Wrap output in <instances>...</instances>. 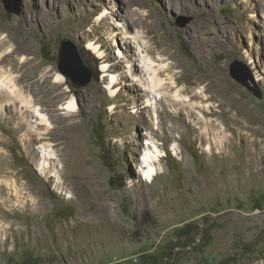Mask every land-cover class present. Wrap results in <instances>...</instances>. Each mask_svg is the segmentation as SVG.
Returning a JSON list of instances; mask_svg holds the SVG:
<instances>
[{
  "label": "rangeland",
  "instance_id": "1",
  "mask_svg": "<svg viewBox=\"0 0 264 264\" xmlns=\"http://www.w3.org/2000/svg\"><path fill=\"white\" fill-rule=\"evenodd\" d=\"M21 1L17 15L0 0V41L29 51L0 60V74L54 129L0 90V264H264V0ZM65 41L93 71L85 87L59 70ZM145 44L167 65L155 90L135 71ZM232 64L263 99L232 77ZM104 69L120 79L117 96ZM216 77L223 91L207 87ZM74 97L66 120L61 108ZM149 149L167 154L153 183L142 172Z\"/></svg>",
  "mask_w": 264,
  "mask_h": 264
},
{
  "label": "bare ground",
  "instance_id": "2",
  "mask_svg": "<svg viewBox=\"0 0 264 264\" xmlns=\"http://www.w3.org/2000/svg\"><path fill=\"white\" fill-rule=\"evenodd\" d=\"M194 1H196V0H194ZM53 8H54V6H53ZM251 18L253 20H255L256 22L259 21L257 15L255 13H252L251 14ZM117 26H120V25H117ZM137 38H138V36H137ZM138 41H139V39H136L135 43L138 44ZM9 42L10 41L7 40V37L6 36H4L3 38H1V41H0V52L2 51V55L0 57L1 62H9V61H11V62L15 63V62H17L16 61V57H17L18 54H20L22 52L29 51V49L27 47H25L24 49H22V48L12 49V48H10L8 46L7 49H5V47L9 44ZM133 43L134 42H132V44ZM87 47L90 50H92L93 52H95V53H99L101 51L100 45H97L94 41H89ZM140 47L143 48V50L140 51L141 53L139 54V57H141V60L140 59H136V61H138L140 63H143L144 65L143 66H138V68L136 66V70L135 71H137V70L138 71H141L142 73H146V75H147V73L150 74L151 75V77H150L151 78L150 84H151V87L154 90L156 88H158V87L159 88L162 87L163 85L165 86V84H166L165 83V79L161 78L162 77L161 74L164 72V70L166 69L167 65H164V64H160L159 63V67H157L158 65H155L156 64V61L152 57H149V54H151V52H153V48L150 45H148V44H145L143 46L142 45L141 46L139 45V47H138L139 50H141ZM202 51H203V53H206L208 51L207 45H205V44L202 45ZM138 53H139V51H138ZM142 53H143V56H144L145 53H148V55H145V58H144L141 55ZM21 63H20L22 65L21 68H24V67L29 68L30 67V62L27 61V59L24 56L22 57ZM173 68L174 67L172 65H170L167 68V71H172ZM26 72H28V71H26ZM28 73H26L25 75H29ZM104 73H105V77H108L109 78L108 90L110 91V95L112 97L117 96L118 95V89L117 88H118V85L120 83L119 77L115 73H113V72H111L109 70H106V69H104ZM212 76L213 75L210 74V72L205 73L204 75L201 74V76H198L197 78L194 79L193 84L194 85H199V84H201V83H203V82H205L207 80H210V78H212ZM21 80L24 81V79L22 77H21ZM48 80H49L48 77H44V82L42 81V83L44 85L45 84H48L49 83ZM65 80L66 79H65V77L62 74H58V76L56 77V82H65ZM170 80L174 81V77L173 78H170ZM136 81L139 82V79H136ZM175 82L177 83V81H175ZM36 84H38V82ZM18 85H17L16 81H14L11 77L9 78V77L5 76L4 73L0 74V90H4V89L5 90H9L11 96L13 97V101H11V103H9V104L13 105V104H16L14 102H17V103L20 102V104L22 105V107H24V108L26 107L27 108V112L29 114H31L30 115L31 117L37 118L36 123L38 125H40V126H44L45 127V130H47V133L49 132L48 130L54 129V127L52 126V124H51V122L49 120V117H47L43 113V111L34 103V101L31 99L30 96L28 98H26L25 96H23V94L21 93L20 88H19ZM210 86H218L222 90V88H223V80H222V78L216 77L214 80H212L207 85V87H210ZM185 91L186 92L194 93L193 98H203L204 97L203 96V92L195 93L193 88L192 89H190V88L189 89H186ZM165 99L168 100L169 98L161 97V100L162 101L165 100ZM177 99H178V97L176 95V99H173V100H170V101L173 104H175V103L178 102ZM180 103H182V102H180ZM148 106H153V104H148ZM77 108H78V103H77V100H75V97H74L68 103H66L64 106H62L61 109L67 111L65 113V115L66 114L68 115L69 113L76 112L77 111ZM194 110H195V107L192 105L191 108L188 109V114L189 115L194 114ZM30 116L29 115L26 116V123H29L28 118ZM65 119L66 120L67 119H70V115L66 116ZM71 126H74V124L71 125ZM216 128L218 129L219 134H223V132L221 131V128L219 126H216ZM56 129H58V128H56ZM222 140L223 139H221L220 144H222ZM149 147L151 148L152 146H149ZM40 150H41L40 153H41L42 158H43V161L41 163V166H42L43 169L48 168L49 167V163H50V162H48V160L51 159L52 157L54 158V156H53L54 153H53L52 147H51V145H48V144L45 145L44 144V145H42V147H41ZM164 156H167V154L162 155L159 150H157V151L156 150L155 151H150V149H149V152L145 155V157L143 158V162H142V168H143L142 169V172H143V175H145V178H146L145 179V182H148V183H153L154 182L155 177L158 176L157 163L158 162H161ZM35 206H37V205H35ZM37 207H39V206H37ZM43 209H44V207H43ZM103 209L105 211L108 210V206H104ZM35 212L37 214L38 211H35Z\"/></svg>",
  "mask_w": 264,
  "mask_h": 264
},
{
  "label": "water",
  "instance_id": "3",
  "mask_svg": "<svg viewBox=\"0 0 264 264\" xmlns=\"http://www.w3.org/2000/svg\"><path fill=\"white\" fill-rule=\"evenodd\" d=\"M5 9L13 14L20 15L22 11L21 0H3ZM185 25V24H184ZM59 70L76 88L90 84L94 76L93 71L84 63L79 49L72 41H65L59 49ZM231 75L238 82L248 88L257 98L263 99V91L255 82L251 74L239 72L236 64L231 65Z\"/></svg>",
  "mask_w": 264,
  "mask_h": 264
},
{
  "label": "trees",
  "instance_id": "4",
  "mask_svg": "<svg viewBox=\"0 0 264 264\" xmlns=\"http://www.w3.org/2000/svg\"><path fill=\"white\" fill-rule=\"evenodd\" d=\"M152 258V256L151 257H149V259H151ZM151 264H158V263H155V262H153V263H151Z\"/></svg>",
  "mask_w": 264,
  "mask_h": 264
}]
</instances>
